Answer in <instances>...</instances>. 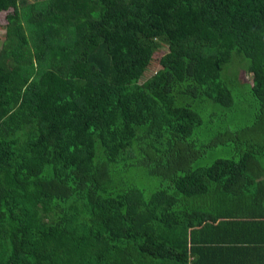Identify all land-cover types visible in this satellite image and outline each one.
Returning a JSON list of instances; mask_svg holds the SVG:
<instances>
[{
    "label": "trees",
    "instance_id": "16d2710c",
    "mask_svg": "<svg viewBox=\"0 0 264 264\" xmlns=\"http://www.w3.org/2000/svg\"><path fill=\"white\" fill-rule=\"evenodd\" d=\"M2 11L0 264H187L190 227L264 211V0ZM233 54L249 121L223 73Z\"/></svg>",
    "mask_w": 264,
    "mask_h": 264
},
{
    "label": "crops",
    "instance_id": "0c3cea01",
    "mask_svg": "<svg viewBox=\"0 0 264 264\" xmlns=\"http://www.w3.org/2000/svg\"><path fill=\"white\" fill-rule=\"evenodd\" d=\"M204 208L201 202L194 217L205 219ZM205 222L188 229L187 264H264V211L244 217L236 208L218 225Z\"/></svg>",
    "mask_w": 264,
    "mask_h": 264
},
{
    "label": "rangeland",
    "instance_id": "374dc122",
    "mask_svg": "<svg viewBox=\"0 0 264 264\" xmlns=\"http://www.w3.org/2000/svg\"><path fill=\"white\" fill-rule=\"evenodd\" d=\"M26 1H31V0H26ZM6 11L0 12V40L3 38V22H4V15ZM167 47L165 44H160L158 51L154 52L153 54V60L151 64L149 65L148 69L145 71V73L142 75L141 80H144L147 78L150 74L153 73L154 70L158 68L157 64V59L158 57L166 51ZM234 54L232 56V59L223 66L224 70V75L226 79L227 86L229 87L233 98L236 100V103L238 104L237 107V113L245 116L248 121L252 117L253 109L248 107L246 105L248 101V80L249 75L241 70L238 71V67L241 65H246L247 60L242 57L241 61L234 60ZM248 121L245 122H240L239 124L247 123ZM226 148L219 147L214 149L211 154L210 158H219V157H228L230 152H226ZM208 162L210 161L207 160ZM142 180L139 178L140 184L143 182H146L144 176L142 175ZM143 186V185H141Z\"/></svg>",
    "mask_w": 264,
    "mask_h": 264
}]
</instances>
